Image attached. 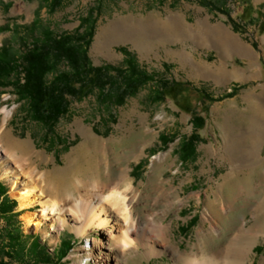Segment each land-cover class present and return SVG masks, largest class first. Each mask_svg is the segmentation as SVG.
Instances as JSON below:
<instances>
[{
  "label": "rangeland",
  "instance_id": "rangeland-1",
  "mask_svg": "<svg viewBox=\"0 0 264 264\" xmlns=\"http://www.w3.org/2000/svg\"><path fill=\"white\" fill-rule=\"evenodd\" d=\"M212 1L227 8L246 31L235 30L227 15L197 0H60L54 11L45 0H0V46L10 41L22 49L19 36L3 28L7 24L29 26L40 19L56 33H71L95 10L88 47L94 66L122 65L120 48L125 47L149 72L185 86L159 101L151 98L153 85L148 84L120 106L101 101L97 90L80 99L68 97V113L52 131L26 114L27 105L11 87L0 89V108L11 113L4 140L12 137L34 147L20 155L46 198L67 212L85 203L87 217L98 197L92 186L70 191L73 178L109 180L123 190L131 186L127 197L147 228L132 235L134 246L123 252L118 239L69 215L67 222L58 218L53 226L47 220L28 226L22 215L40 213L41 206H19L15 195L23 186L0 164V181L17 202V224L29 236L28 244L30 237H38L52 255L61 239L75 242L61 264H183L184 255L227 247L244 226L243 240L253 246L244 264H264V0L249 1L252 23L241 19L240 0ZM204 90L216 100L204 99ZM194 113L205 124L196 131L195 158L184 161L179 148L194 131ZM81 127L97 140L89 143ZM163 133L176 138L164 145ZM141 161L142 168L135 169ZM65 174L67 179L61 177ZM69 192L76 193L73 203L63 201ZM221 205L226 211L216 222L212 213ZM193 218L194 224L181 229ZM5 225L0 218V228ZM213 225L220 233L210 231ZM111 227H117L114 221ZM32 261L28 257L26 264H36Z\"/></svg>",
  "mask_w": 264,
  "mask_h": 264
},
{
  "label": "trees",
  "instance_id": "trees-1",
  "mask_svg": "<svg viewBox=\"0 0 264 264\" xmlns=\"http://www.w3.org/2000/svg\"><path fill=\"white\" fill-rule=\"evenodd\" d=\"M197 1L210 7L211 10L227 15L228 23L235 30L246 31L245 26H240L232 18L227 8H219L212 0ZM249 1L240 0L243 5L241 19L252 23L254 7ZM59 2L60 0H45L49 11H54ZM96 20L97 12L91 10L87 16L81 18L80 25L73 32L60 34L42 23L40 19H36L29 26H20L15 23L3 26L4 29L19 36L22 51L15 49L10 41L0 46V89L11 87L18 95V99L23 100L27 105L26 114L51 131L59 119L68 113V97L80 99L97 90L101 101L120 106L128 95L136 93L140 87L148 84L153 85L151 98L159 101L166 100L167 95L175 96L185 89L181 82L159 78L158 74L149 72L125 47L120 48L125 55L122 65L94 66L88 55V47ZM62 65L65 68H62ZM236 90L237 88H233L227 95ZM201 92L204 99L216 100L206 90ZM192 123L194 131L181 141L179 148L184 161L195 158L197 142L200 140L196 131L203 127L205 119L194 113ZM160 138L162 143L167 145L174 141L176 136L163 133ZM143 163L142 161L138 163L135 169H141ZM16 207V200L8 196L7 187L0 181V218L6 223L3 228H0V256H8L11 260L21 261L22 264H26L28 257L33 258L32 262L36 264H61L75 242L68 238L61 239L58 249L52 255L38 237H30L31 241L28 244L29 236L24 234L17 224L16 218L19 211L15 210ZM195 220L196 218H193L181 229H187L194 224ZM0 264H13V262H4L1 258Z\"/></svg>",
  "mask_w": 264,
  "mask_h": 264
},
{
  "label": "bare ground",
  "instance_id": "bare-ground-1",
  "mask_svg": "<svg viewBox=\"0 0 264 264\" xmlns=\"http://www.w3.org/2000/svg\"><path fill=\"white\" fill-rule=\"evenodd\" d=\"M0 113L3 114V123H0V164L2 165L3 173L7 176L13 175L23 186V189L15 195L21 208H28L37 204L41 206L40 213H24L22 215V219L26 225L31 226L36 224L35 220L39 223L47 220L51 221L53 226L58 218L67 222L69 215L73 221L84 223V227H97L109 233L115 239H118V247L123 252L134 246L135 239H133L132 235L139 231L144 233L147 228L140 220L136 219L133 203L127 197V190L131 186L123 190L117 185L111 187L112 182L109 180L103 181L99 178L90 180L85 177L73 178L70 191L78 192L81 189L87 191L92 186L95 192L94 195L98 198H96L95 204L94 206L92 205V210L87 217L84 215L85 203L81 207L80 205L79 207H71V210L67 212L66 208L61 206L59 202L46 198L44 193L35 186L32 172L24 170L25 159L24 155L20 154L24 153L27 149L30 152H34V147H31L28 143L15 140L12 137H9V142L6 143L4 139L9 134L6 131V126L11 113L4 108H0ZM81 129L84 131L89 143H94L97 140L88 129L84 127H81ZM61 177L67 179L68 175L65 174ZM73 192H69L65 196L63 199L65 203H73L75 201L74 197L76 193ZM224 211H226L224 205L218 206L212 213V220L218 222L223 218ZM55 215H58V217ZM110 221H114L117 227L109 228ZM159 230L165 235L167 227L162 224L159 226ZM210 231L220 233V228L217 225H213ZM246 232L247 229L241 226L239 234L231 239L227 247H222L218 251L203 250L200 253L184 255L182 259L183 264H244L246 258L253 250L252 244L248 243V240H243Z\"/></svg>",
  "mask_w": 264,
  "mask_h": 264
}]
</instances>
